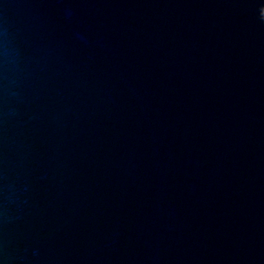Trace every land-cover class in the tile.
Returning a JSON list of instances; mask_svg holds the SVG:
<instances>
[{
	"label": "water",
	"instance_id": "water-1",
	"mask_svg": "<svg viewBox=\"0 0 264 264\" xmlns=\"http://www.w3.org/2000/svg\"><path fill=\"white\" fill-rule=\"evenodd\" d=\"M0 264H264V0H0Z\"/></svg>",
	"mask_w": 264,
	"mask_h": 264
}]
</instances>
